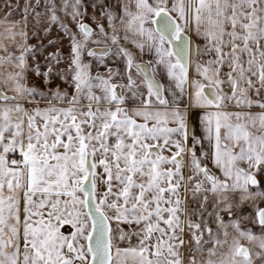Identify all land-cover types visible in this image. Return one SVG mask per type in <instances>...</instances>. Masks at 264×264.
Masks as SVG:
<instances>
[{"label":"snow or ice","instance_id":"1","mask_svg":"<svg viewBox=\"0 0 264 264\" xmlns=\"http://www.w3.org/2000/svg\"><path fill=\"white\" fill-rule=\"evenodd\" d=\"M0 264H264V0H0Z\"/></svg>","mask_w":264,"mask_h":264},{"label":"rangeland","instance_id":"2","mask_svg":"<svg viewBox=\"0 0 264 264\" xmlns=\"http://www.w3.org/2000/svg\"><path fill=\"white\" fill-rule=\"evenodd\" d=\"M21 3H23V0H21ZM56 35H57V33L54 31L53 36H56ZM49 38H52V37H49ZM65 47H66V45H65Z\"/></svg>","mask_w":264,"mask_h":264}]
</instances>
